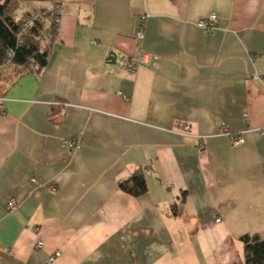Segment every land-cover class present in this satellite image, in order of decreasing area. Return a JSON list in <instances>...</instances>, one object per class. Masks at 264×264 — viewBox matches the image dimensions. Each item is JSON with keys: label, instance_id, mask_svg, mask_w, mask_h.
<instances>
[{"label": "crops", "instance_id": "0c3cea01", "mask_svg": "<svg viewBox=\"0 0 264 264\" xmlns=\"http://www.w3.org/2000/svg\"><path fill=\"white\" fill-rule=\"evenodd\" d=\"M57 5L41 72L0 66V264H243L241 237H264V0H21L16 16ZM139 168L135 197L119 183Z\"/></svg>", "mask_w": 264, "mask_h": 264}, {"label": "trees", "instance_id": "16d2710c", "mask_svg": "<svg viewBox=\"0 0 264 264\" xmlns=\"http://www.w3.org/2000/svg\"><path fill=\"white\" fill-rule=\"evenodd\" d=\"M21 0H4L0 4V66L14 67L17 76L26 73L39 74L47 65L53 37L57 26L51 13L46 10L36 14H25L18 18L16 11ZM33 19L32 24L26 26L27 21ZM48 32L51 36H48ZM9 52L13 55L10 56ZM121 190L139 197L149 190L145 172L139 168L133 174L119 183ZM183 194L181 203L185 200ZM173 214H178V203L173 205ZM245 260L243 264H264V237L259 234H247L241 237Z\"/></svg>", "mask_w": 264, "mask_h": 264}, {"label": "built area", "instance_id": "2783aa9c", "mask_svg": "<svg viewBox=\"0 0 264 264\" xmlns=\"http://www.w3.org/2000/svg\"><path fill=\"white\" fill-rule=\"evenodd\" d=\"M51 13V17L54 21L55 25L59 24V21L61 19V15H62V9L60 6H54L53 8H51L49 11L46 10V12L44 14H48ZM217 14L216 13H211L209 16L200 19L197 22V25L199 28L207 31V32H214L216 29V22H217ZM146 19H147V15L143 14L142 16V24L141 27L137 33V36L140 39H143L145 36V32H144V24L146 23ZM33 19H30L29 21H27L26 26H29L30 24H32ZM48 36H51V33L48 32L47 34ZM10 56L13 55L12 52H9ZM155 58L154 54H151L149 52H142V54L139 56V58L135 61V62H130L127 66L128 71L130 72H135L138 70L139 67L141 66H150L153 62ZM258 77V76H256ZM0 109H4V104L2 103V98L0 97ZM181 133L183 135H191V125L190 124H185L182 126L181 129ZM231 143L232 145H239L244 143V139L242 136H233L231 135ZM64 144L71 150H77L80 149L82 147V141L80 140V138H71V139H66L64 140ZM16 208V204L14 201H10L7 204V209L8 210H14ZM218 221H220V219H218ZM44 245L43 241H38L37 242V247H42ZM61 256V252H56L55 254H52L49 257V260L47 262V264H51L53 263L58 257Z\"/></svg>", "mask_w": 264, "mask_h": 264}, {"label": "bare ground", "instance_id": "6f19581e", "mask_svg": "<svg viewBox=\"0 0 264 264\" xmlns=\"http://www.w3.org/2000/svg\"><path fill=\"white\" fill-rule=\"evenodd\" d=\"M40 241H42V240H40ZM43 246H44V245H43ZM43 246H42V247H43ZM36 247H37V243H36ZM39 248H41V247H39Z\"/></svg>", "mask_w": 264, "mask_h": 264}, {"label": "rangeland", "instance_id": "374dc122", "mask_svg": "<svg viewBox=\"0 0 264 264\" xmlns=\"http://www.w3.org/2000/svg\"><path fill=\"white\" fill-rule=\"evenodd\" d=\"M17 16H19V13H17Z\"/></svg>", "mask_w": 264, "mask_h": 264}]
</instances>
